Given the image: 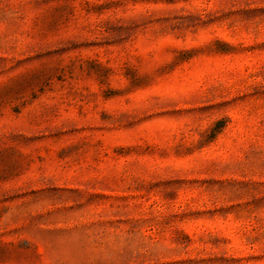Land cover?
I'll return each instance as SVG.
<instances>
[{"label": "rangeland", "instance_id": "374dc122", "mask_svg": "<svg viewBox=\"0 0 264 264\" xmlns=\"http://www.w3.org/2000/svg\"><path fill=\"white\" fill-rule=\"evenodd\" d=\"M0 264H264V0H0Z\"/></svg>", "mask_w": 264, "mask_h": 264}]
</instances>
